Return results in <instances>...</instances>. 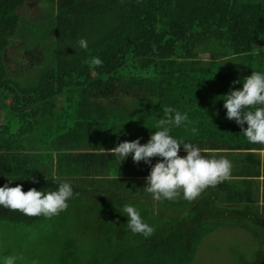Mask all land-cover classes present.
<instances>
[{"label": "trees", "instance_id": "16d2710c", "mask_svg": "<svg viewBox=\"0 0 264 264\" xmlns=\"http://www.w3.org/2000/svg\"><path fill=\"white\" fill-rule=\"evenodd\" d=\"M28 1L0 0V187L57 190L68 182L74 196L51 218L0 206L8 244L0 245V264L9 255L16 264H200L204 237L240 221L224 214L235 205L220 197L226 180L192 202L182 194L155 201L144 190L155 157L151 165L132 154L121 162L110 150L148 143L167 107L188 115L171 131L181 146L210 150L212 143L217 150L240 138L222 96L264 72V0H37L40 17H24ZM22 46L24 59L16 61ZM94 57L102 66L91 65ZM256 203L241 199L238 207ZM125 204L154 235L126 227ZM49 220V236L33 234ZM260 236L252 264H264Z\"/></svg>", "mask_w": 264, "mask_h": 264}, {"label": "clouds", "instance_id": "9594fccd", "mask_svg": "<svg viewBox=\"0 0 264 264\" xmlns=\"http://www.w3.org/2000/svg\"><path fill=\"white\" fill-rule=\"evenodd\" d=\"M55 38V37H54ZM82 49L88 48V42L79 40ZM103 62L94 57L91 65L102 66ZM239 83V81H234ZM224 97V108L227 118L235 120L243 129V135L250 144L264 146V72L253 71L244 78L242 90H233ZM165 118H161L156 125L157 131L153 132L146 144L140 140L125 141L110 150L121 162L130 154L137 164L141 161L151 165L152 158L160 157L151 168L146 178L147 186L144 190L152 195L155 201L177 200L181 194L184 200L192 202L210 187L228 179L231 175L232 162L226 157H208L192 143H183L171 135L173 127H180L189 122L187 113H181L171 107L164 110ZM174 113V115H173ZM245 123L247 128H244ZM183 147L187 155L180 156ZM74 196L70 183H61L57 190H37L31 188L27 192L23 185L10 187L5 184L0 187V206L13 211H20L29 217L44 216L51 218L65 211L68 200ZM128 217L127 228L133 234L150 238L155 233V228L146 223L140 212L131 204H125L122 209ZM16 257H5L4 264H16Z\"/></svg>", "mask_w": 264, "mask_h": 264}, {"label": "crops", "instance_id": "0c3cea01", "mask_svg": "<svg viewBox=\"0 0 264 264\" xmlns=\"http://www.w3.org/2000/svg\"><path fill=\"white\" fill-rule=\"evenodd\" d=\"M245 125V128H247V124ZM228 141V143H224L225 146H221L224 149L220 147L221 149L214 150L218 146H212V143L208 147L210 148L208 150L209 157H226L233 165L230 177L222 185L224 190L220 197L233 199L235 205L226 208L224 214L231 215L230 218H240L238 219L239 222H247L244 217L248 216L258 218L259 223L261 220L264 222V146L250 144L244 137L243 132L240 138L235 139L234 137V140L229 138ZM218 144L223 143L218 142ZM230 144L235 145V148H230ZM184 150H182L183 153H185ZM155 160L156 164L158 157H155ZM110 165L113 167V169L111 168L112 174L117 175L121 169L120 163L117 161L112 162ZM246 198H257V203L252 208L245 207L244 204L238 207L239 201ZM219 203L221 206L226 205ZM262 221L259 224L260 228H263Z\"/></svg>", "mask_w": 264, "mask_h": 264}, {"label": "rangeland", "instance_id": "374dc122", "mask_svg": "<svg viewBox=\"0 0 264 264\" xmlns=\"http://www.w3.org/2000/svg\"><path fill=\"white\" fill-rule=\"evenodd\" d=\"M38 6L37 0H29L23 11V16L40 17L39 10H37ZM43 6H46L45 1H43ZM10 51L15 53V46H11ZM24 52V46L20 47L15 60H21V54ZM34 56V53H32L31 56L29 55V59L34 60ZM56 222L61 223V220L56 219ZM52 225L53 223L50 220L42 222L39 228L33 229V234L38 235V237L39 234L47 237L51 234L50 227ZM228 226L214 230L204 237L197 250L196 262L199 261L200 264H252L258 250L263 246L261 245L263 239L260 236L264 234L263 230L259 225L250 222L231 221ZM254 231H257V234ZM30 237L34 240L32 235ZM0 245H8L3 241L1 234ZM28 247L30 248V246ZM3 256H7L6 251H3Z\"/></svg>", "mask_w": 264, "mask_h": 264}]
</instances>
